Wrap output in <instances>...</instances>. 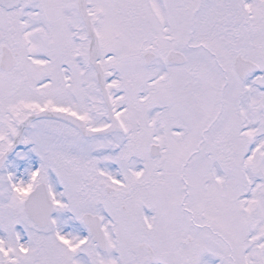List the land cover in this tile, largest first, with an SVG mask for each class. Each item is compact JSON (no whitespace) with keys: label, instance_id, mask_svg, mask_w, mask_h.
I'll return each instance as SVG.
<instances>
[{"label":"snow or ice","instance_id":"obj_1","mask_svg":"<svg viewBox=\"0 0 264 264\" xmlns=\"http://www.w3.org/2000/svg\"><path fill=\"white\" fill-rule=\"evenodd\" d=\"M0 264H264V0H0Z\"/></svg>","mask_w":264,"mask_h":264}]
</instances>
